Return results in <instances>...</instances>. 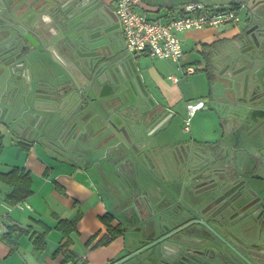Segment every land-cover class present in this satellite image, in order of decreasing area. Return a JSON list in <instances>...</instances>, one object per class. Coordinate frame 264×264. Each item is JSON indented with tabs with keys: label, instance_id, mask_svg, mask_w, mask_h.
<instances>
[{
	"label": "crops",
	"instance_id": "crops-1",
	"mask_svg": "<svg viewBox=\"0 0 264 264\" xmlns=\"http://www.w3.org/2000/svg\"><path fill=\"white\" fill-rule=\"evenodd\" d=\"M96 1L102 2L111 17L115 18V22L110 21L108 26H117L114 32L122 50L126 51L123 47L121 28L115 15L118 0ZM190 1L202 3L198 0H140L136 11L145 14L149 19L165 22L178 15L180 7ZM42 3L43 0H37L32 8H38ZM204 5L211 7L214 3L207 1ZM43 16L48 17L46 13ZM19 20L20 18L16 17L15 21ZM43 21L46 27L36 29L29 26L27 30L44 43L49 36L47 29L51 24L47 20ZM229 26L232 28L227 32H220L218 26L180 33L182 57L178 62L152 58L148 55H132L136 58L141 79L150 97L158 106L156 109L162 108L166 112V116L159 117V120L161 118L159 124L163 122L160 127L163 128L157 132V143H150L155 156L158 155L159 148H162L166 152L167 159L170 160L173 157L174 146L190 144L192 148L193 143L207 140L204 134L208 127L204 123L202 125L204 132L201 128L202 134H197L192 139L185 138L179 129H177L178 135L172 136L170 129L173 131V127L170 124L176 106L186 107L197 101L204 102V107L195 111L190 118L192 122L191 119L200 110L208 108L209 101L215 97L212 91L213 85L208 81L203 70V50L230 38L237 28L233 24ZM57 55L55 56L57 60L54 58L53 62L61 65L65 61L61 55ZM143 57L171 61L183 76L178 79L170 75L177 79V82H173L166 75L168 71L166 67L161 64H150L147 67L142 62ZM188 67L194 69L192 74L182 72V69ZM26 70L30 80L35 81L38 72L36 66L30 63ZM58 82L60 84L57 94H61L64 98L69 95L63 94L66 91L77 92V99L81 102H78L79 108L76 107L78 111L75 121L78 119L86 121L84 134L91 136L92 147L97 142L102 146L97 159L108 161L110 157L119 156L121 153L117 137L120 138L121 133L118 134L110 123V117L114 114H107L102 110L105 105L115 103L112 85H97L92 72L87 74L77 69L66 74ZM0 85L4 87L3 84ZM30 85L38 84L30 82ZM5 86L8 88L7 84ZM44 97L28 98L25 106L11 109L0 105V143L2 144L0 174H6L16 168L29 177L28 185L24 181L20 184L22 189H28L29 193L18 202L11 199L13 192L16 193L15 186L0 181V222L3 226V231H0V264H114L136 247L129 243V232L123 229L122 233L109 244H98L100 240L109 237L103 217L108 220L111 227H115L120 226L117 222L123 220L125 213V209L116 204H122L121 201L107 189V175L91 167L92 163L88 165L86 163L88 158L73 155V152L66 157L65 154L56 152L49 143L37 138L33 139L34 134L30 131L22 132L16 129L13 123L23 112L25 118H32L34 113L29 110V106L46 104ZM11 99L4 97L2 101L8 103ZM185 113L184 123L188 117L187 108ZM226 115L228 118L231 117L227 113ZM154 129L153 126L152 131ZM190 130L186 131L184 126L185 133ZM144 213L147 217L153 218L147 212ZM73 221H76L74 229L66 228L67 233L64 234L59 228V223ZM133 262L135 261L126 264Z\"/></svg>",
	"mask_w": 264,
	"mask_h": 264
},
{
	"label": "flooded vegetation",
	"instance_id": "flooded-vegetation-1",
	"mask_svg": "<svg viewBox=\"0 0 264 264\" xmlns=\"http://www.w3.org/2000/svg\"><path fill=\"white\" fill-rule=\"evenodd\" d=\"M228 1L238 4L240 10L244 9L245 18L235 20L233 25L237 29L230 38L203 50V70L208 81L212 85H236L234 95H227L225 99L214 97L209 101L208 108L216 120L212 132L216 137L193 143L192 148L190 144L174 146L170 160L159 148L158 155L153 154V162L148 163V169L144 165L151 180L145 178V184L140 188L134 186L130 161H124L116 171L117 180L106 171L102 160L98 166L94 165V169L107 175V189L121 201L122 204H116L123 207L125 213L117 225L129 232L130 239L147 232L146 238H142L144 245L160 241L194 220L186 219L170 227L166 212L153 218L145 215L148 206L158 211L164 204V197L168 195L166 188L172 196L189 204L196 219L205 224L197 226L202 228L205 243L201 249H206L210 257L205 264H264V0ZM18 13V0H0V29L13 26ZM44 20L51 24L49 36L56 34L57 22L48 17ZM98 30L96 27L91 34L95 36ZM53 53L56 57L60 55L55 48ZM14 58L12 45H0V83L8 85V91L4 93L0 85V100L19 94L17 75L11 67ZM48 92L47 86L28 85L25 95L40 99ZM230 101L236 103L239 110H244L243 113L234 112V119L228 118L221 107V102ZM204 105L203 102L202 107ZM158 112L162 118L166 116L164 109L158 108ZM71 152L81 154L75 149ZM108 161L112 162L113 158ZM142 169L135 171L144 175ZM169 239L159 244L167 243ZM207 239L211 241L207 243ZM188 242L186 245L177 243L182 249L175 261L165 259L164 264H203L200 257L185 250L198 248L194 244L195 237L189 236Z\"/></svg>",
	"mask_w": 264,
	"mask_h": 264
},
{
	"label": "water",
	"instance_id": "water-1",
	"mask_svg": "<svg viewBox=\"0 0 264 264\" xmlns=\"http://www.w3.org/2000/svg\"><path fill=\"white\" fill-rule=\"evenodd\" d=\"M35 1L37 0H18L17 17L20 20L15 21L9 29H6V26L0 29V45H12L14 49L15 58L11 67L17 75L16 87L19 92L8 103L0 100V105H4L7 109L25 106L28 102V97L25 95L26 86H30V82L49 87L50 92L44 97L46 104L30 105L29 110L34 113L32 118H25L24 112L21 113L13 122L16 129L22 132L30 131L34 134L33 139L37 138L49 143L56 152L65 154L66 157L70 156L74 147L81 154L73 152V155L88 158L91 160L86 159L88 165L92 163V167L97 166L101 161L97 156L102 146L97 142L92 147L91 136L84 134L86 121L79 119L75 121L80 101L77 99V92H64L63 94H69L66 98L57 94L60 84L58 81L66 74L74 69L87 74L92 72L97 85L111 84L113 87L115 103L105 105L102 110L107 114H114L110 117V123L118 134L121 133V137L117 138L122 153L113 156L112 162L103 161L102 165L108 173H111L114 180H117L116 171L124 161H130L134 171L132 175L134 186L142 187L145 178L151 180V174L146 171L144 165L148 169V163L153 162L150 143H157V132L163 122L159 124L161 114L141 79L136 58L122 50L114 32L117 26H108L110 21L115 22V18L111 17L102 2L96 0H43L44 3L40 7L31 8ZM45 13L58 25H56V34L48 36L43 43L40 38L28 31L27 27L36 29L46 27L43 21ZM96 27L99 30L94 36L91 31ZM47 32L49 33V29ZM54 48L58 49L65 61L61 65L53 62ZM85 51L93 53L83 54ZM30 63L38 69L35 81L30 80L26 70ZM0 84L4 85L3 93L8 91L6 83ZM212 91L213 96L225 99L227 95L235 94L236 85L215 83ZM221 107L231 115L230 119H234V112H244L243 109L239 110L233 101L221 102ZM153 126L155 129L151 132ZM84 140L87 145L83 143ZM139 168H143L144 175H139V171H135ZM164 190L168 194L164 197V204L158 211L148 206L147 214L158 216L159 213L166 212L170 219L168 221L170 227L179 225L186 219L194 218V220L175 229L160 241L144 245L142 238H146L147 232L129 239V243L136 247L135 250L114 264H126L132 261L135 262L131 264L145 262L164 264L165 259L175 261V256L182 249V245L177 243L186 245L189 243V236L195 237L194 244L198 248L185 250L200 257L203 264L206 263L207 258L210 259L207 250L201 249L205 243H203L202 228L197 227L205 224L196 219V214L189 204L172 196L166 188ZM165 239H169V242L160 245L159 243ZM208 241L211 240L207 239L206 242Z\"/></svg>",
	"mask_w": 264,
	"mask_h": 264
},
{
	"label": "built area",
	"instance_id": "built-area-1",
	"mask_svg": "<svg viewBox=\"0 0 264 264\" xmlns=\"http://www.w3.org/2000/svg\"><path fill=\"white\" fill-rule=\"evenodd\" d=\"M140 0H118L115 15L124 40L125 50L134 56L148 55L152 58L171 59L178 62L182 57V45L179 34L188 30H202L221 25L229 26L237 19L240 7L230 2L223 7H208L200 2H186L178 15L165 22L149 19L145 14L137 12L136 6ZM186 74H192L194 69H182ZM169 80L177 79L169 76ZM203 102L188 104V117L185 121V130L188 131L190 118L195 111L202 108ZM0 231L3 226L0 222Z\"/></svg>",
	"mask_w": 264,
	"mask_h": 264
},
{
	"label": "rangeland",
	"instance_id": "rangeland-1",
	"mask_svg": "<svg viewBox=\"0 0 264 264\" xmlns=\"http://www.w3.org/2000/svg\"><path fill=\"white\" fill-rule=\"evenodd\" d=\"M201 1L202 4H206L207 1H210L212 3H214L215 7H223V6H227L230 2H228V0H198ZM215 2H221V3H215ZM246 15V11L244 9L240 10L238 12V14L236 15L237 19L239 18V21H241L243 18H245ZM229 28H232L230 26H224L221 25L219 26V31H224L227 32L229 30ZM119 36V34H118ZM124 47V44H123ZM125 48V47H124ZM189 53V50H188ZM203 57H202V61H203ZM142 62L149 67L150 64L152 65H157V64H161L162 66L166 67L168 69L166 75L167 77L170 75H174L175 77H177L178 79L180 77H182V73L180 72V70H178V68H175V64L172 63L171 61H159L157 59H151V58H147V57H143L142 58ZM186 77H190V76H186ZM185 105L184 106H176L175 108V115L173 116V118L171 119V124L170 126L173 127V131L170 129V133H172V136H176L178 135V131L177 129H179L181 131V134L185 135V138L188 139H192L195 138L197 136V134H202V132H204V129L202 128L203 123L208 127V130H205V134L208 140H211L213 138L216 137V135H213V130L216 128V120L213 117L214 115L211 114V110L206 108V109H202L200 110L197 115L191 119L192 122H189L188 124V128L191 129L189 132L185 133L183 131L185 123H184V119H185ZM179 113V114H176ZM213 115V116H212ZM201 128H202V132H201ZM83 143L85 145H87L86 140L83 141ZM74 150V147H73ZM99 184V183H98Z\"/></svg>",
	"mask_w": 264,
	"mask_h": 264
},
{
	"label": "trees",
	"instance_id": "trees-1",
	"mask_svg": "<svg viewBox=\"0 0 264 264\" xmlns=\"http://www.w3.org/2000/svg\"><path fill=\"white\" fill-rule=\"evenodd\" d=\"M2 149V144L0 143V150ZM28 180L29 177L27 174H25L24 172H22L19 169L13 168L10 172L6 173V174H0V181L1 182H6L9 184H12L13 186H15L16 188V193L13 192V194L11 195V199L15 200V202L20 201L21 199H24L29 191L28 189L23 190L21 187V182L24 181L27 185H28ZM112 217L110 216V221H111ZM103 221L107 227V231L109 233V237H106L104 240H100L98 242L99 245H105V244H109L115 237H117L119 234L122 233V228L120 226H115V227H111L110 224L108 223V220L103 217ZM76 224V221L73 222H60V230L63 231L64 234L67 233V231L65 230L66 228H69L71 230L74 229ZM66 246V245H65Z\"/></svg>",
	"mask_w": 264,
	"mask_h": 264
}]
</instances>
